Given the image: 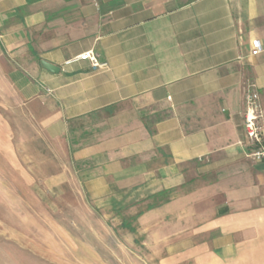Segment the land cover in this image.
I'll return each instance as SVG.
<instances>
[{
    "label": "crops",
    "instance_id": "crops-1",
    "mask_svg": "<svg viewBox=\"0 0 264 264\" xmlns=\"http://www.w3.org/2000/svg\"><path fill=\"white\" fill-rule=\"evenodd\" d=\"M87 51L107 70L66 63ZM0 75L9 144L56 168L45 182L142 201L170 264H264V161L243 117L254 86L264 145V0H0Z\"/></svg>",
    "mask_w": 264,
    "mask_h": 264
},
{
    "label": "rangeland",
    "instance_id": "rangeland-1",
    "mask_svg": "<svg viewBox=\"0 0 264 264\" xmlns=\"http://www.w3.org/2000/svg\"><path fill=\"white\" fill-rule=\"evenodd\" d=\"M13 105L0 75V264H170L167 231L140 230L142 201L98 206L81 183L44 181L56 168L9 144L20 122Z\"/></svg>",
    "mask_w": 264,
    "mask_h": 264
},
{
    "label": "built area",
    "instance_id": "built-area-1",
    "mask_svg": "<svg viewBox=\"0 0 264 264\" xmlns=\"http://www.w3.org/2000/svg\"><path fill=\"white\" fill-rule=\"evenodd\" d=\"M261 45L255 43L252 49V55H256L260 52ZM76 61H86L95 72H103L107 70V63L101 62L98 55L92 51L84 52L66 63H72ZM245 111L244 117V131L246 139L249 143L247 156L254 162L264 161V145L262 143V110L259 103V95L254 89V86L246 88L244 93Z\"/></svg>",
    "mask_w": 264,
    "mask_h": 264
},
{
    "label": "water",
    "instance_id": "water-1",
    "mask_svg": "<svg viewBox=\"0 0 264 264\" xmlns=\"http://www.w3.org/2000/svg\"><path fill=\"white\" fill-rule=\"evenodd\" d=\"M42 65H43L46 69H48L49 71H51V72H54V73L58 72V68H56V67H54V66H52V65H50V64H47V63H45V62H42Z\"/></svg>",
    "mask_w": 264,
    "mask_h": 264
},
{
    "label": "trees",
    "instance_id": "trees-1",
    "mask_svg": "<svg viewBox=\"0 0 264 264\" xmlns=\"http://www.w3.org/2000/svg\"><path fill=\"white\" fill-rule=\"evenodd\" d=\"M152 207H154V205H150V206H148V208H152ZM139 214H140V213H139ZM139 214H138V215H139Z\"/></svg>",
    "mask_w": 264,
    "mask_h": 264
}]
</instances>
